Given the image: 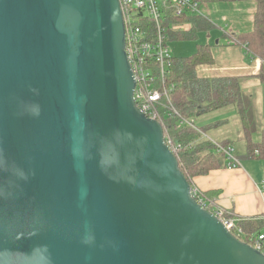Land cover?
<instances>
[{
	"label": "water",
	"instance_id": "95a60500",
	"mask_svg": "<svg viewBox=\"0 0 264 264\" xmlns=\"http://www.w3.org/2000/svg\"><path fill=\"white\" fill-rule=\"evenodd\" d=\"M135 89L119 0H0V264H264Z\"/></svg>",
	"mask_w": 264,
	"mask_h": 264
},
{
	"label": "trees",
	"instance_id": "16d2710c",
	"mask_svg": "<svg viewBox=\"0 0 264 264\" xmlns=\"http://www.w3.org/2000/svg\"><path fill=\"white\" fill-rule=\"evenodd\" d=\"M200 2L201 0H195ZM208 2V0H205ZM211 1V0H210ZM215 2H254L253 29L241 34H224L223 39L244 48L249 60L259 59L264 63V0H212ZM181 21H189L192 28L185 33H172L171 41H198L199 35L211 31L214 24L204 15L195 17H183ZM212 46L197 44L196 52L187 57L173 60V66L167 82L173 86L170 94L172 106L179 112V117H166L162 121L165 139L172 145L181 148L176 153L179 167L187 180L192 184L196 177L204 176L212 171L231 168V161L216 152L215 144L203 135L209 130L219 126L218 122L211 124L209 130L203 128L180 127V119L198 121L203 116L215 117L221 112L233 107L242 124L244 142L246 148L245 158L264 160V129L260 140H254L256 134V122L252 99L245 94L240 87L239 78L202 79L197 75L199 66L214 64ZM171 110V107L168 109ZM162 114L167 115V109H162ZM216 131V130H215ZM219 142V141H218ZM224 147H234L235 141L227 139L219 142ZM240 160V158L238 157ZM241 161V160H240ZM206 199V195L202 193ZM240 227L248 237L259 233L264 228V220L241 222ZM264 254V250H262Z\"/></svg>",
	"mask_w": 264,
	"mask_h": 264
},
{
	"label": "crops",
	"instance_id": "0c3cea01",
	"mask_svg": "<svg viewBox=\"0 0 264 264\" xmlns=\"http://www.w3.org/2000/svg\"><path fill=\"white\" fill-rule=\"evenodd\" d=\"M208 3L210 6L207 5L209 14L207 18L216 24L217 34H219L211 45L215 62L211 66H199L196 70L197 75L202 79L232 77L240 79L242 91L251 97L253 103L256 122V134L253 138L260 140L264 129V63L257 58L249 60L243 47L222 38V35L226 33L237 35L251 31L256 4L212 0H208ZM230 118H233L235 127L239 131L242 124L233 107L215 117L203 116L199 119L201 122L198 124L196 121V124L199 128L206 127L209 130L218 122L219 126L213 129L216 137L210 134L207 136L216 142H221L233 139L229 132L219 130L222 126L228 125ZM243 146L241 153L238 154L241 160L238 167L212 171L207 175L196 177L192 182L193 186L206 195V204L210 210L222 211L226 216L239 220V223L264 220V189L262 187L264 160L245 158V142ZM235 147L236 144H234ZM259 233H264V228Z\"/></svg>",
	"mask_w": 264,
	"mask_h": 264
},
{
	"label": "built area",
	"instance_id": "2783aa9c",
	"mask_svg": "<svg viewBox=\"0 0 264 264\" xmlns=\"http://www.w3.org/2000/svg\"><path fill=\"white\" fill-rule=\"evenodd\" d=\"M119 2L125 26L126 54L136 79L134 100L138 109L148 118L161 124L166 117L180 118L170 99L173 86L167 82L174 60L169 48L170 35L191 30L192 24L189 21H181V18L202 16L200 4L195 0H119ZM170 107L171 110H168ZM162 109H167V115L162 114ZM179 126L199 130L195 120L181 118ZM203 138L211 140L216 146V152L225 155L231 161V168L240 165L234 147H224L206 134ZM165 142L175 155L181 148L180 145H172L170 140L165 139ZM262 187L264 189V178ZM191 192L203 208L213 212L208 208L202 192L197 187L192 185ZM213 213L239 240L261 252L264 250V233L253 234L247 238L239 220L226 216L222 211Z\"/></svg>",
	"mask_w": 264,
	"mask_h": 264
},
{
	"label": "rangeland",
	"instance_id": "374dc122",
	"mask_svg": "<svg viewBox=\"0 0 264 264\" xmlns=\"http://www.w3.org/2000/svg\"><path fill=\"white\" fill-rule=\"evenodd\" d=\"M200 4V10L202 15L208 16V10H207V5L210 6V4L205 1L201 0L199 2ZM217 28L216 24H214V27L211 31L201 33L199 35L198 41H170L169 43V48L171 51L172 56L175 59H181V58H187L195 53L197 50V44H208V45H213L215 41V37L217 34ZM223 34V33H222ZM223 36V35H222ZM229 117V116H228ZM201 121L198 120V124ZM221 132H229L235 141L236 147H235V154L238 155L241 153L244 145V137L242 133V128L240 127L239 131L235 127V121L233 118H230V121L228 122V125L222 126V128L219 129ZM208 134L212 135L213 137L215 136V133L213 130H209Z\"/></svg>",
	"mask_w": 264,
	"mask_h": 264
}]
</instances>
